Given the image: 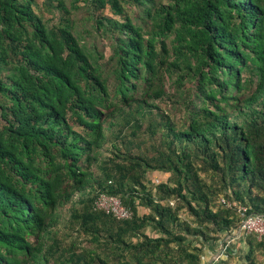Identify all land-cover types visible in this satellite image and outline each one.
<instances>
[{
	"label": "trees",
	"instance_id": "16d2710c",
	"mask_svg": "<svg viewBox=\"0 0 264 264\" xmlns=\"http://www.w3.org/2000/svg\"><path fill=\"white\" fill-rule=\"evenodd\" d=\"M91 1L121 16L95 18L108 58L36 0H0V264H203L240 222L221 198L264 214V0ZM67 205L88 248L58 238Z\"/></svg>",
	"mask_w": 264,
	"mask_h": 264
},
{
	"label": "rangeland",
	"instance_id": "374dc122",
	"mask_svg": "<svg viewBox=\"0 0 264 264\" xmlns=\"http://www.w3.org/2000/svg\"><path fill=\"white\" fill-rule=\"evenodd\" d=\"M60 1H62L63 8L58 7ZM96 6L97 5L93 4L91 0H36L35 10L36 13L50 27L59 26L61 23H64V19H68L75 26L77 34L82 42L89 44V46L95 45L96 49L100 53L104 54L106 58H108L111 52L109 46L110 41L106 35L103 34L102 30L97 28L95 18L109 17L113 19H120L121 16L119 17L115 15L109 8L100 10L97 9ZM124 7L126 13L130 17L137 18L140 15V11L136 7L131 5H125ZM160 107L163 111L165 110L166 112L170 113L177 122L182 120L181 118L183 113L180 110L173 109L170 103H167L166 100L160 102ZM147 148H149V143L145 142L142 144L143 151H147ZM203 176L209 178L210 174H203ZM167 177V175L161 173L150 172L147 183L149 185H153L155 183L158 184L161 181H166ZM68 208L69 205L65 206L64 209L61 210L62 223L55 228V230L59 232L58 238L62 240V238L65 237V242L67 245L77 242V246L80 245L88 248V246H90L88 236L84 233L77 234L69 227V215L66 212V209ZM139 210L141 214L148 212L143 207H140ZM182 216L183 218L190 219L186 213H183ZM66 233H72V235L64 236ZM231 237L232 236L230 234H223L220 240L211 244L207 243L203 250L204 260H206V256L208 255V250L210 247H213L211 250L214 249L213 252L215 251L217 255L219 253L218 251L222 248V244H224L226 249L225 253L228 255L225 260L222 259L220 262L223 263L227 260L228 264H246L244 259V254L246 252L245 241H233ZM213 252L212 257H214ZM257 258L259 261L264 260V257L260 254H257ZM210 260L208 263H210Z\"/></svg>",
	"mask_w": 264,
	"mask_h": 264
},
{
	"label": "built area",
	"instance_id": "2783aa9c",
	"mask_svg": "<svg viewBox=\"0 0 264 264\" xmlns=\"http://www.w3.org/2000/svg\"><path fill=\"white\" fill-rule=\"evenodd\" d=\"M220 201L228 208H237V213L240 217L238 226L227 233L232 236L231 238L233 241L245 240L250 235H255L259 240H264V214L249 213V209L247 207H238L235 204L227 201L225 198H221ZM96 205L98 208H101L108 213H113L119 219H130L133 216V211L124 206L118 198L102 195L98 199ZM223 246L224 244H222V248L218 251L219 253L217 255L215 251L213 252L214 249L211 250L213 247H210L207 255L209 258L206 256V260H204L202 254L203 264H216L222 259L225 260L228 254L226 255V249L225 246ZM212 252L214 257H212ZM208 259H211L210 263H208Z\"/></svg>",
	"mask_w": 264,
	"mask_h": 264
}]
</instances>
